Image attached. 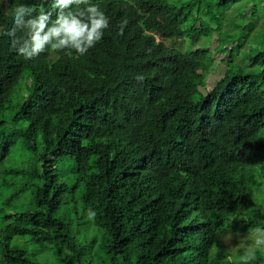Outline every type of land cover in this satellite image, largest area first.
<instances>
[{"label": "trees", "instance_id": "1", "mask_svg": "<svg viewBox=\"0 0 264 264\" xmlns=\"http://www.w3.org/2000/svg\"><path fill=\"white\" fill-rule=\"evenodd\" d=\"M42 2L0 0L2 261L39 264L50 250L59 264H81L78 195L109 264H244V248H226L224 237L250 235L249 246L264 229V49L241 66L227 48L234 34L222 32L224 75L204 94L215 64L197 46L235 14L254 15L257 1L90 0L110 22L94 48L25 59L6 35L12 10L35 5L38 15ZM52 3L43 6L55 19ZM188 37L189 53L165 41ZM18 144L26 159L12 167ZM5 174L35 182L7 196ZM254 252L248 264H264V247Z\"/></svg>", "mask_w": 264, "mask_h": 264}, {"label": "rangeland", "instance_id": "2", "mask_svg": "<svg viewBox=\"0 0 264 264\" xmlns=\"http://www.w3.org/2000/svg\"><path fill=\"white\" fill-rule=\"evenodd\" d=\"M251 2V0H249ZM257 3L255 4V7L250 6L248 4L249 10L254 13L252 15L251 13H247L245 16H234L233 23L226 24L224 28L221 29L220 32H215L211 40H207L204 37L199 42L197 48L201 47L203 49L210 50L213 54H211V60H213L215 67L213 70L206 75L203 84L200 85V90L204 94L207 93L209 88L212 89L215 88L216 82L224 75L225 70V60L228 54L220 52V37L222 32H225L228 35H233L234 37L232 39L227 38L229 41H234V44L227 45L228 49H231L233 46L235 47V52L233 59L234 61L241 65L248 67L249 64L245 60V53H257L260 50L264 49V0H256ZM252 8V10H251ZM233 14H231V17ZM255 24V25H253ZM167 45L173 48L183 50L182 46L185 42L186 46L184 47V51L187 53L188 49H193V41L190 37L188 38H172V39H166ZM240 48H242L240 50ZM189 53V52H188ZM237 53H240V56H236ZM208 56L210 54H207L205 57L206 59H210ZM236 56V58H235ZM206 85L204 86V84ZM15 156H12L10 161L7 159L6 163L9 166H15L17 164H22V161L25 162L26 155L24 153V149L20 147L18 144L15 147ZM29 165V164H28ZM27 165V166H28ZM71 168H67V173L72 174L74 173V165H71ZM63 174V172H62ZM66 174L64 173V177ZM2 178L6 179L5 181L11 184L10 186L5 187L3 189V192L7 196L15 193L20 187L23 185H26L29 187L32 185L35 181L32 179H29V176H13L12 174H5L2 175ZM263 186L261 189L257 188L258 191L264 192V181ZM254 187V186H253ZM31 197V189L28 188V191L25 193V199H29ZM76 198V201L70 202V207L73 210L74 213V221H75V233L78 234L81 237V243L85 246V250L83 251V257L81 264H90L93 262V264H109V261L107 259V256L100 251V244H101V238L100 234L98 233V229L94 225L88 226L86 224V219L83 217V202L82 199L76 195L74 196ZM67 207L66 202L64 201L63 205L61 206V209L58 213V216L62 217L64 216V210ZM76 210H79V213L76 212ZM88 229V232L85 234L86 230ZM234 240H231V235L228 234L224 237V245L226 248L232 247L234 249L244 248V250L248 247L245 244V240L250 238V235H247L245 238H242V236L235 232V238L232 237ZM24 245V243H21ZM27 247L29 250H35V246L33 244H27ZM39 248V246H38ZM23 250V249H22ZM2 248L0 247V264H6L4 261H2L3 255H2ZM39 264H59L57 261L56 255L50 251L45 250L41 252V254L38 256Z\"/></svg>", "mask_w": 264, "mask_h": 264}, {"label": "clouds", "instance_id": "3", "mask_svg": "<svg viewBox=\"0 0 264 264\" xmlns=\"http://www.w3.org/2000/svg\"><path fill=\"white\" fill-rule=\"evenodd\" d=\"M47 2L43 0L40 4L38 15H33L35 5H20L12 10L14 23L6 35L11 37L12 48L25 59H32L48 50L68 49L85 55L101 41L104 31L109 28V18L90 0H53V10H59L55 19H52V12L43 6ZM18 32L23 35H18ZM53 209H57L55 216L60 218L59 207L56 205ZM94 216L95 213L89 210V218ZM254 232V242L240 256L244 264L255 258V248L264 247V229L256 228Z\"/></svg>", "mask_w": 264, "mask_h": 264}]
</instances>
